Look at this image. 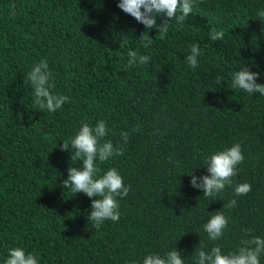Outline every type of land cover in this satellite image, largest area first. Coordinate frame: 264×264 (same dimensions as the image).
<instances>
[{"label": "trees", "instance_id": "1", "mask_svg": "<svg viewBox=\"0 0 264 264\" xmlns=\"http://www.w3.org/2000/svg\"><path fill=\"white\" fill-rule=\"evenodd\" d=\"M119 2L0 0V264L13 247L39 264H142L149 253L174 248L184 264H197L200 241L227 254L242 239L264 238V96L231 87L245 65L264 84V21L257 16L264 0H201L167 35L145 29ZM214 30L222 40L210 39ZM145 32L153 41L147 48ZM192 44L202 52L195 69L185 63ZM130 49L150 60L129 67ZM41 59L51 91L69 97L56 112L33 102L27 74ZM101 120L109 129L104 140L124 154L98 162V176L115 167L131 191L117 198L119 222L96 228L88 221L92 200L62 181L69 167L82 168L83 158L71 161L82 122ZM236 143L245 159L233 185L203 197L188 174L208 175L206 159ZM242 183L252 190L236 196ZM233 199L235 207L223 208ZM221 210L229 224L211 241L203 225Z\"/></svg>", "mask_w": 264, "mask_h": 264}, {"label": "clouds", "instance_id": "2", "mask_svg": "<svg viewBox=\"0 0 264 264\" xmlns=\"http://www.w3.org/2000/svg\"><path fill=\"white\" fill-rule=\"evenodd\" d=\"M199 2L201 0H120L117 7L141 23L145 29L149 31L156 29L159 34L167 35L172 22L182 27L193 7ZM11 8L14 9L15 5H11ZM257 16L264 21V9L259 10ZM158 17L163 18L160 24L157 23ZM140 39L142 46L146 48L153 42L147 32L142 33ZM210 39L222 40L223 33L214 30ZM200 55L202 52L199 45L192 44L185 63L193 69L197 68ZM149 60V56L138 55L131 49L128 51L129 67L135 64L145 65ZM259 75L258 72L250 71V68L245 65L233 73L231 87L249 94L259 93L264 96V84L257 83ZM27 79L33 89V102L40 109L56 112L69 101L68 96L51 91L54 88V82L46 59H41L32 67L27 74ZM222 79L217 76L216 82L220 83ZM139 130V125H137L132 131ZM108 134L109 129L103 120L97 121L95 126L82 122L71 140V147L74 150L71 153V161L83 158L82 168L69 167L68 178L62 181L64 189L70 188L75 194L83 193L92 200L88 221L96 228H99L106 220L119 222L121 215L119 199L127 197L131 191V186L124 185L123 178L115 167L109 168L102 176H98L101 171L98 162L102 164L113 156L124 154L122 146L114 145L111 140H104ZM120 135L124 144H127L129 133L122 131ZM68 148V143H62V151L68 152ZM244 159L240 143L215 152L205 162L208 175L197 177L192 172L188 174L191 176V187L203 190L205 198L218 195L226 186L233 185V177L238 174V165L243 163ZM251 190L250 183L237 184L234 187L236 196L247 195ZM236 204L237 201L233 199L224 204L223 208H233ZM228 224V217L221 210L210 214V219L203 225V229L211 241H217L223 236ZM249 234L246 232V235ZM240 243L241 246L237 251L225 254L220 246H214L210 251H206V245L200 241L198 245L200 250L196 253L197 264H260V257L264 254V238L251 237L242 239ZM4 264H39V261L35 254L26 253L22 247H13L9 250ZM142 264H184V259L181 253L174 248L164 255L149 253L143 258Z\"/></svg>", "mask_w": 264, "mask_h": 264}]
</instances>
